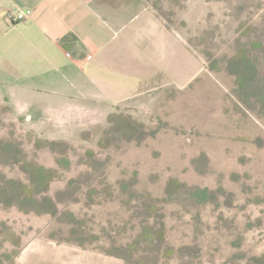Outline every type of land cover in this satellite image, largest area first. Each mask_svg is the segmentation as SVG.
<instances>
[{"label":"rangeland","instance_id":"1","mask_svg":"<svg viewBox=\"0 0 264 264\" xmlns=\"http://www.w3.org/2000/svg\"><path fill=\"white\" fill-rule=\"evenodd\" d=\"M140 2L127 98L0 83V264H264V0Z\"/></svg>","mask_w":264,"mask_h":264},{"label":"crops","instance_id":"2","mask_svg":"<svg viewBox=\"0 0 264 264\" xmlns=\"http://www.w3.org/2000/svg\"><path fill=\"white\" fill-rule=\"evenodd\" d=\"M144 12L140 0H0L1 85L61 93L69 109L127 98L128 78L144 75L146 38H159Z\"/></svg>","mask_w":264,"mask_h":264},{"label":"trees","instance_id":"3","mask_svg":"<svg viewBox=\"0 0 264 264\" xmlns=\"http://www.w3.org/2000/svg\"><path fill=\"white\" fill-rule=\"evenodd\" d=\"M250 66L252 67V69H256L255 67V64L254 63H250ZM244 70H246L245 68H244ZM245 79H246V77L245 78H241L240 79V81H239V84H240V87H241V90L242 91H244V89H246V85H245Z\"/></svg>","mask_w":264,"mask_h":264},{"label":"built area","instance_id":"4","mask_svg":"<svg viewBox=\"0 0 264 264\" xmlns=\"http://www.w3.org/2000/svg\"><path fill=\"white\" fill-rule=\"evenodd\" d=\"M24 16H25L24 13L20 12L17 14L16 19H22V18H24ZM88 57H91V55H89Z\"/></svg>","mask_w":264,"mask_h":264}]
</instances>
